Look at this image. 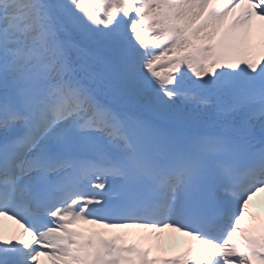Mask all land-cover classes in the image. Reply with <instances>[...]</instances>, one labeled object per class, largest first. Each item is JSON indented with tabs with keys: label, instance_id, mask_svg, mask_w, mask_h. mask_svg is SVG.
Masks as SVG:
<instances>
[{
	"label": "snow or ice",
	"instance_id": "obj_1",
	"mask_svg": "<svg viewBox=\"0 0 264 264\" xmlns=\"http://www.w3.org/2000/svg\"><path fill=\"white\" fill-rule=\"evenodd\" d=\"M41 257L264 264V0H0V264Z\"/></svg>",
	"mask_w": 264,
	"mask_h": 264
},
{
	"label": "bare ground",
	"instance_id": "obj_2",
	"mask_svg": "<svg viewBox=\"0 0 264 264\" xmlns=\"http://www.w3.org/2000/svg\"><path fill=\"white\" fill-rule=\"evenodd\" d=\"M257 23H259V22H257ZM189 73H191V72H189ZM259 202L260 201H258V203ZM3 229H4L5 236L7 238H11L13 233L18 230V225H15L12 221L4 220L3 221ZM133 229L136 230V232L139 231V232H137L139 234H144L145 233V231H143L141 229H137V228H133ZM127 230L129 232H131V229H127ZM179 240L188 242L187 238L181 236L180 234L178 236H174L173 237L171 234L166 232L164 234V240H163V245H162L161 250L169 252V249L172 248L171 246H172L173 242H176V241H179ZM40 259H41V264H50V262L47 261L46 258L41 257Z\"/></svg>",
	"mask_w": 264,
	"mask_h": 264
}]
</instances>
